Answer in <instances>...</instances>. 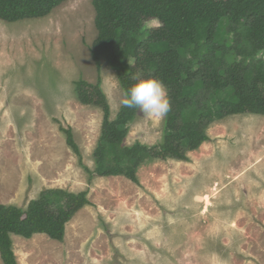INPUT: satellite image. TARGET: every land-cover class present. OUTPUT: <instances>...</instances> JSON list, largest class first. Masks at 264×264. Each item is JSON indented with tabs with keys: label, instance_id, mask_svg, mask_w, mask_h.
I'll list each match as a JSON object with an SVG mask.
<instances>
[{
	"label": "rangeland",
	"instance_id": "1",
	"mask_svg": "<svg viewBox=\"0 0 264 264\" xmlns=\"http://www.w3.org/2000/svg\"><path fill=\"white\" fill-rule=\"evenodd\" d=\"M94 17L92 0H66L41 18L0 20V204L25 207L45 188L87 189L90 201L62 241L12 235L17 264H264V115L212 122L188 160L144 162L138 183L89 180L60 126L93 169L103 113L78 101L74 82L100 76L112 119L125 94L91 58ZM164 122L138 110L124 144L158 143Z\"/></svg>",
	"mask_w": 264,
	"mask_h": 264
},
{
	"label": "trees",
	"instance_id": "2",
	"mask_svg": "<svg viewBox=\"0 0 264 264\" xmlns=\"http://www.w3.org/2000/svg\"><path fill=\"white\" fill-rule=\"evenodd\" d=\"M66 0H0V20L47 16ZM96 37L90 48L98 73L105 60L125 93L138 71L159 78L171 110L161 141H124L138 109L120 106L115 119L101 86L79 78L81 104L101 108L94 168L83 164L70 127L60 126L78 164L93 176H125L138 183L137 168L152 160H188L187 152L209 139L208 126L231 115H264V0H92ZM157 20V26L147 23ZM88 190L45 188L25 207L0 204V257L17 264L12 235L45 234L62 241L65 226L85 205Z\"/></svg>",
	"mask_w": 264,
	"mask_h": 264
},
{
	"label": "clouds",
	"instance_id": "3",
	"mask_svg": "<svg viewBox=\"0 0 264 264\" xmlns=\"http://www.w3.org/2000/svg\"><path fill=\"white\" fill-rule=\"evenodd\" d=\"M131 79L133 83L127 88L120 105L138 109L157 121L164 120L171 110V102L163 82L142 71L133 73Z\"/></svg>",
	"mask_w": 264,
	"mask_h": 264
}]
</instances>
